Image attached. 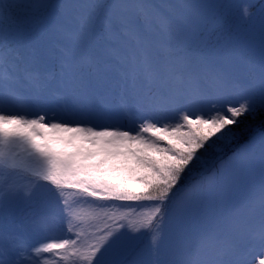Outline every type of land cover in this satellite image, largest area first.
Returning a JSON list of instances; mask_svg holds the SVG:
<instances>
[{
	"label": "snow or ice",
	"instance_id": "snow-or-ice-1",
	"mask_svg": "<svg viewBox=\"0 0 264 264\" xmlns=\"http://www.w3.org/2000/svg\"><path fill=\"white\" fill-rule=\"evenodd\" d=\"M245 242L264 257V0H0V264Z\"/></svg>",
	"mask_w": 264,
	"mask_h": 264
},
{
	"label": "rangeland",
	"instance_id": "rangeland-1",
	"mask_svg": "<svg viewBox=\"0 0 264 264\" xmlns=\"http://www.w3.org/2000/svg\"><path fill=\"white\" fill-rule=\"evenodd\" d=\"M151 2L154 4H158V5H166L170 3H175L176 0H151ZM207 2L226 3L228 2V0H207ZM231 2L239 5V4L244 3L245 0H231ZM147 239L148 238L145 237L146 242H147ZM240 258L243 260L244 264H258L259 259L264 258V257H261V247L258 243L248 244L245 242L242 244V247H241Z\"/></svg>",
	"mask_w": 264,
	"mask_h": 264
},
{
	"label": "trees",
	"instance_id": "trees-1",
	"mask_svg": "<svg viewBox=\"0 0 264 264\" xmlns=\"http://www.w3.org/2000/svg\"><path fill=\"white\" fill-rule=\"evenodd\" d=\"M259 123H260L259 119L256 120V121L246 120L245 124L239 125L240 129H243L246 126L248 127V130L243 133V135L240 137V140H238L236 143H234V144H232V145H230L228 147H225L223 152L214 154V157H208L207 158V162L205 163V165L203 167L204 168L211 167L212 164L217 162L220 157L227 158L229 155H231L233 149L237 148L239 146V144L244 139L247 138V136L251 135L252 132L255 131L256 128L259 127ZM201 170H203V169H201Z\"/></svg>",
	"mask_w": 264,
	"mask_h": 264
}]
</instances>
